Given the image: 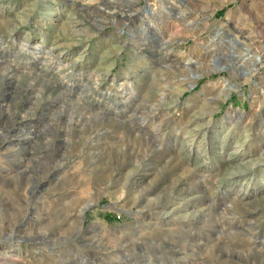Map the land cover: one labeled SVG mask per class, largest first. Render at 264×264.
<instances>
[{
  "label": "rangeland",
  "instance_id": "obj_1",
  "mask_svg": "<svg viewBox=\"0 0 264 264\" xmlns=\"http://www.w3.org/2000/svg\"><path fill=\"white\" fill-rule=\"evenodd\" d=\"M0 35V264H264V0H0Z\"/></svg>",
  "mask_w": 264,
  "mask_h": 264
},
{
  "label": "bare ground",
  "instance_id": "obj_2",
  "mask_svg": "<svg viewBox=\"0 0 264 264\" xmlns=\"http://www.w3.org/2000/svg\"><path fill=\"white\" fill-rule=\"evenodd\" d=\"M188 1H186L185 2V4H188L187 3ZM151 14H156V10L154 9V8H152V9H150V11H149ZM147 14V13H146ZM176 15H179V12H177L176 13ZM3 22V21H2ZM76 24H78L77 22H75ZM75 24V25H76ZM151 25H152V23H150ZM238 24L239 25H242L241 24V21L239 20L238 21ZM6 26V28H7V25H5ZM10 26V25H9ZM153 26V25H152ZM14 27H15V25H13L12 27H10L7 31H3V32H5L6 34H9V37L13 34V30H14ZM75 27V26H74ZM243 27H244V24H243ZM242 28V27H241ZM77 29V28H76ZM168 30H169V33H171V34H173V33H175L171 28H167ZM239 30V29H238ZM241 31H243V29H241ZM246 31V30H245ZM247 35H245V36H243L244 34L242 33V37H244V38H247L248 40H249V43L248 44H245V43H243V42H241V41H239V40H237L236 38H233L232 40H229V43L231 44V45H234V44H239V50H240V53H239V63L238 64H236L235 65V67L233 68V74H236V72H237V70H238V68L239 69H247L245 66H247V65H249L250 66V68H251V70L252 69H254V66H255V64L258 62V58L260 57L259 56V54H257V53H255L254 51H253V49H252V45H253V41L251 40V39H249V37H250V33L249 32H247L246 33ZM1 36V35H0ZM7 37V36H6ZM235 37V36H234ZM0 44H1V39H0ZM18 45H19V49L20 50H22V51H24V50H29L31 53H32V55H33V58H34V60H38V59H42L43 61H46V62H48L49 63V66H53V67H55L56 65H57V62H58V66H56V68H57V70H61L63 67H65L66 66V64H64L63 66H61V65H59L60 64V62H59V60L61 59V58H58L57 56H55L54 54V52L53 51H51V50H53L52 48H49V50H47V48L44 46V44L43 43H40V44H38V43H34V44H32V43H30V42H28V40L26 39V40H24V41H18ZM1 47V46H0ZM31 49H30V48ZM35 49V51H33ZM19 51V50H18ZM18 53V52H17ZM13 56H16V54H13ZM18 56H20V55H18ZM17 58V57H16ZM63 61V60H62ZM14 62H15V59L14 60H11L10 61V63H12L13 65H14ZM219 68V67H218ZM250 70V69H249ZM63 75H65V74H63ZM62 75V77H61V79L63 80V81H65V84H66V82H68L69 83V80H66V78L64 77ZM101 77V76H100ZM97 78V77H96ZM61 80V81H62ZM62 83V82H61ZM235 85L234 84H230V82H225V88L226 89H231V88H233ZM120 92H121V95H124V96H126L127 98L129 97V98H133L134 97V95H135V93H134V91H133V89L132 88H129L128 86H126V84L125 83H121L120 84ZM63 93V92H62ZM102 98H104L105 100H106V103L105 104H107V106H108V110H109V107H112L114 110L116 109V107L113 105V102H112V98L110 97V92H101L100 93V95H98V97L95 99V100H97V101H99L100 99H102ZM127 98H125V99H127ZM126 101L127 100H125V101H123L124 103H126ZM94 104V103H93ZM98 104V103H97ZM125 105L123 104V107H124ZM160 109V108H159ZM115 111H117V110H115ZM118 113H120V114H122V109L121 110H119V111H117ZM152 113V112H151ZM135 115V114H134ZM136 118L138 119V121H139V123H141V122H143L144 120L142 119V118H140V116H136ZM26 130V131H25ZM24 131L26 132V133H30V135H28L29 137H28V139L29 138H34L35 137V133H34V131H32L30 128H26ZM155 130V129H154ZM153 130V132H155ZM22 132H23V130H22ZM38 134V133H37ZM104 134H105V131H102V130H100V129H97V130H95V134H94V136H92V140L90 141V143L92 142H94V143H96V142H98L99 140H100V138L101 137H104ZM107 137V136H106ZM27 138V137H26ZM104 139V138H103ZM156 171V170H155ZM147 173H154V170L152 171V168L151 167H149V168H147ZM149 190V188L148 187H146L145 188V192L146 191H148ZM261 240H263V239H261ZM260 240V241H261ZM262 242V241H261Z\"/></svg>",
  "mask_w": 264,
  "mask_h": 264
}]
</instances>
